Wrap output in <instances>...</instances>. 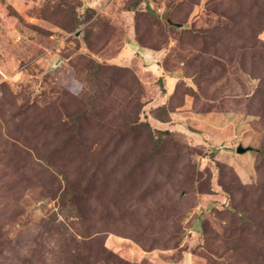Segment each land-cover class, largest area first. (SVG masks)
<instances>
[{
  "label": "rangeland",
  "instance_id": "obj_1",
  "mask_svg": "<svg viewBox=\"0 0 264 264\" xmlns=\"http://www.w3.org/2000/svg\"><path fill=\"white\" fill-rule=\"evenodd\" d=\"M0 264H264V0H0Z\"/></svg>",
  "mask_w": 264,
  "mask_h": 264
},
{
  "label": "water",
  "instance_id": "obj_2",
  "mask_svg": "<svg viewBox=\"0 0 264 264\" xmlns=\"http://www.w3.org/2000/svg\"><path fill=\"white\" fill-rule=\"evenodd\" d=\"M168 23H170V24H172V25H174L176 27H182L183 26V24L177 23V22H173L171 20H168ZM250 149H251L250 147H244L242 145H238L236 147V152L239 153V154L240 153H245V152L249 151Z\"/></svg>",
  "mask_w": 264,
  "mask_h": 264
},
{
  "label": "trees",
  "instance_id": "obj_3",
  "mask_svg": "<svg viewBox=\"0 0 264 264\" xmlns=\"http://www.w3.org/2000/svg\"><path fill=\"white\" fill-rule=\"evenodd\" d=\"M150 10V9H149ZM151 12H152V10H150ZM148 127V126H147ZM148 129H149V127H148ZM156 144H160V142H159V140L158 139H156Z\"/></svg>",
  "mask_w": 264,
  "mask_h": 264
}]
</instances>
